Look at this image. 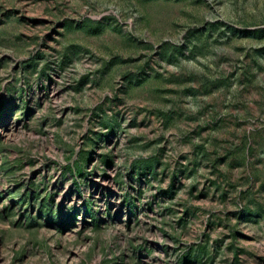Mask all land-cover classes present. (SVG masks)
Masks as SVG:
<instances>
[{"label":"rangeland","instance_id":"374dc122","mask_svg":"<svg viewBox=\"0 0 264 264\" xmlns=\"http://www.w3.org/2000/svg\"><path fill=\"white\" fill-rule=\"evenodd\" d=\"M0 264H264V0H0Z\"/></svg>","mask_w":264,"mask_h":264}]
</instances>
